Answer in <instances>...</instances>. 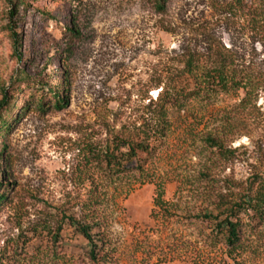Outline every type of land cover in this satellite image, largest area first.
<instances>
[{"label":"rangeland","instance_id":"obj_1","mask_svg":"<svg viewBox=\"0 0 264 264\" xmlns=\"http://www.w3.org/2000/svg\"><path fill=\"white\" fill-rule=\"evenodd\" d=\"M20 1L0 0V100L7 89L28 107L0 134L8 192L0 264H264V226L235 253L201 219L217 195L243 193L256 176L264 182V47L240 14L223 11L230 0H169L165 12L156 0ZM209 40L245 58L257 81L251 99L224 93L171 106L162 146L151 158L139 153L144 174L104 169L98 157L138 137L162 87L185 79L183 52L204 51ZM57 89L67 100L61 109ZM158 185L163 209L155 206ZM95 189L106 195L108 221L99 263L68 219H84Z\"/></svg>","mask_w":264,"mask_h":264},{"label":"trees","instance_id":"obj_2","mask_svg":"<svg viewBox=\"0 0 264 264\" xmlns=\"http://www.w3.org/2000/svg\"><path fill=\"white\" fill-rule=\"evenodd\" d=\"M169 0H156L158 10L165 12ZM20 5L26 6L24 0ZM19 4H13L12 17L15 18L19 9ZM224 12L230 14H240V20H244L248 29L255 36L258 43L264 47V0H230L221 5ZM74 23H72L73 25ZM75 33V27L68 29ZM13 41L17 49L22 47L20 32L17 28L11 29ZM200 51L197 48L186 49L180 63L182 65L179 74L185 79L181 83L164 85L157 101H151L155 108L152 116L146 119L139 129L138 137H133L124 144H117L114 149L107 150L98 157L104 169H109L119 177L121 174L131 171L144 174L147 158L153 157L162 146L163 139L170 131L169 111L171 106H186L192 100H211L221 94L243 92L242 103L251 99L257 90V81L254 73L243 56L235 55L229 48L222 43L209 40L207 46ZM162 81L157 84V88L162 86ZM43 90L40 106L46 105L45 87ZM50 92H53L52 90ZM3 98L0 100V134L8 132L12 121L18 120L19 114L26 109L27 105L15 104L9 90H2ZM57 99L55 108L61 109L67 104L66 97L62 95L60 89L53 92ZM34 96V94H33ZM21 106V107H20ZM20 108L17 115L6 116L12 108ZM28 108V107H27ZM214 146L220 148L217 142ZM139 153L146 156L142 161ZM5 151L0 152V163L5 161ZM128 162V163H126ZM128 165L130 167H128ZM130 168V169H129ZM150 180V177H145ZM146 181V180H144ZM5 183V171L0 170V204L8 197ZM160 191L155 201V206L165 208L163 201L162 186L158 185ZM104 193L92 190L87 194L83 202L85 217L83 220L73 221L70 224L85 238L89 245V256L91 261L99 263L106 260L104 254L107 249V224L108 221L101 213V207L106 201ZM213 209L209 213L201 216L203 221L213 224L212 234L214 242L217 244L223 241L229 251L235 253L243 248L244 240L247 235L256 233L264 226V182L259 177H253L249 181L248 188L237 195L219 194L211 204ZM45 231L50 232V227H44ZM60 231L55 234L56 242L61 240Z\"/></svg>","mask_w":264,"mask_h":264}]
</instances>
